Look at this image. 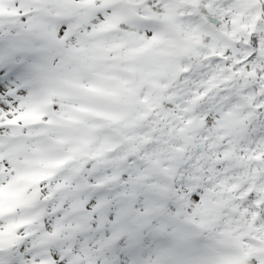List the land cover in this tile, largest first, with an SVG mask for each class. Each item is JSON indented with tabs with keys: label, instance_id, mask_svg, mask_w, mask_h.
<instances>
[{
	"label": "snow or ice",
	"instance_id": "snow-or-ice-1",
	"mask_svg": "<svg viewBox=\"0 0 264 264\" xmlns=\"http://www.w3.org/2000/svg\"><path fill=\"white\" fill-rule=\"evenodd\" d=\"M0 264H264V0H0Z\"/></svg>",
	"mask_w": 264,
	"mask_h": 264
}]
</instances>
